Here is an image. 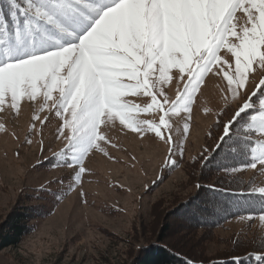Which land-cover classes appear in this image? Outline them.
I'll return each mask as SVG.
<instances>
[{
	"label": "rangeland",
	"instance_id": "374dc122",
	"mask_svg": "<svg viewBox=\"0 0 264 264\" xmlns=\"http://www.w3.org/2000/svg\"><path fill=\"white\" fill-rule=\"evenodd\" d=\"M237 16L242 18L237 21L241 24L243 13ZM220 56L226 63L204 75L189 102L190 111L186 112L181 105L166 117L172 126L173 145L150 131L133 132L116 119L101 125L107 142H99L102 151L94 148L85 156L81 165L85 172L78 180L79 166H42L48 159L56 158L67 143L68 129L60 131L63 117L56 115L51 101L43 111L39 110L44 103L42 96L36 101L22 100L18 112L8 106L10 102L6 103L0 111L3 126L0 130V220L10 213L21 196L34 188L56 189L62 184L68 191L52 206L49 216L35 221L34 231L17 247L0 251V264H126L128 253L143 242H136L139 231L142 229L147 236L150 227L157 229L165 221L166 213L156 219V214L161 213L159 209H168L196 192L198 177L203 173L200 170L203 159L223 158L224 152H218L224 126L249 98L253 107L241 117L257 112H253L249 124H238L240 117L233 128H243L264 145V133L257 127L264 117L259 104L264 90L256 87L264 79V69L254 64L243 89H237L234 83L232 91L237 95L233 99L224 74L235 75L234 60L226 51ZM169 76L168 83L162 85L164 95L157 97L161 103L164 96L170 102L175 101L188 81L187 69L181 75L173 68ZM124 99L141 107L150 102L143 95ZM164 107L168 110L170 105ZM160 114L158 111L140 113L136 118L158 124ZM33 116L37 119L33 120ZM164 135L167 137L168 133ZM170 148L175 150L170 153ZM194 161L198 163L192 164ZM220 165L203 180L219 178L228 182L235 178L250 180L259 189L264 188V165L231 166L226 161ZM170 221L176 227L171 238L176 244L200 245L199 252L208 254L224 250L234 236H264V221L260 216L234 218L212 231L177 227L179 220Z\"/></svg>",
	"mask_w": 264,
	"mask_h": 264
},
{
	"label": "snow or ice",
	"instance_id": "6c2138e0",
	"mask_svg": "<svg viewBox=\"0 0 264 264\" xmlns=\"http://www.w3.org/2000/svg\"><path fill=\"white\" fill-rule=\"evenodd\" d=\"M5 11L13 27L0 33V111L10 102L18 112L22 100L38 96L43 97V111L51 101L56 115L63 117L60 131L68 129L56 166H79L77 180L85 172V156L94 148L102 151L99 142H107L101 125L116 119L133 132L150 131L173 145L166 117L181 105L190 111L204 75L226 63L222 51L234 60L235 75L224 74L233 99L234 83L243 89L254 64L264 69V0H5L0 25ZM237 13H243L241 24ZM173 68L181 75L187 69L188 81L175 101L164 96L161 103L157 97L164 95L162 85ZM256 87L264 90V79ZM140 95L150 98L144 107L124 99ZM259 104L264 110V98ZM251 107L250 98L238 107L224 126L221 145ZM154 111L161 113L158 124L136 118ZM257 127L264 133V117ZM257 163L264 165V145L244 167L256 168ZM259 191L264 199V188Z\"/></svg>",
	"mask_w": 264,
	"mask_h": 264
},
{
	"label": "trees",
	"instance_id": "16d2710c",
	"mask_svg": "<svg viewBox=\"0 0 264 264\" xmlns=\"http://www.w3.org/2000/svg\"><path fill=\"white\" fill-rule=\"evenodd\" d=\"M4 4L5 0H0V5ZM4 17L0 33L5 28L11 31L13 27L7 11L4 12ZM253 112L257 111L243 115L238 119V124H249ZM261 144L263 142L252 133L245 132L241 127H232L231 138H225L221 151L218 152H224L223 158L218 156L215 159H203L200 169L203 173L198 177L200 182L196 183V192L185 200L172 204L168 209H159L161 213L155 217L159 219L166 213L165 221L157 229L150 227L147 236L142 229L139 231L136 242H143L133 252L128 253L129 261L126 264H264V259H257L264 258V236H234L224 250L208 254L199 252L200 245L176 244L171 239L176 227L170 224V220L177 219L180 221L177 227L188 226L212 231L234 218L264 215V199L259 188L250 180H203L214 174V168L222 166L220 164L223 161L231 166L251 163L259 155ZM197 163L198 161H194L192 164ZM57 164L56 158L52 157L42 166ZM67 191L68 188L61 184L56 189L34 188L21 196L10 213L0 220V251L17 247L34 231L35 221L49 216L52 206Z\"/></svg>",
	"mask_w": 264,
	"mask_h": 264
}]
</instances>
